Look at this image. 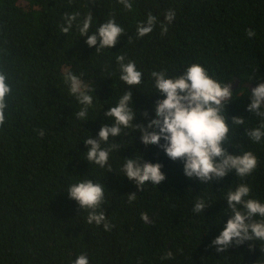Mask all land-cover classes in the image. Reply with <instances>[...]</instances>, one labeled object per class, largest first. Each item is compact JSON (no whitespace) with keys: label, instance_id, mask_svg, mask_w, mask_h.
<instances>
[{"label":"trees","instance_id":"trees-1","mask_svg":"<svg viewBox=\"0 0 264 264\" xmlns=\"http://www.w3.org/2000/svg\"><path fill=\"white\" fill-rule=\"evenodd\" d=\"M131 2L128 11L119 0H0V69L12 86L0 128V264H73L81 254L89 264H264V241H246L223 253L211 245L231 215L228 191L246 183L250 197L264 203V140L255 143L245 134L260 124L247 105L251 88L264 82V0ZM169 9L176 16L161 35ZM72 12L80 16L69 34L62 33L64 14ZM149 12L157 25L140 38L137 24ZM89 13V35L110 18L125 29L117 45L96 51L98 45L86 44L76 23ZM249 28L254 37L247 36ZM121 54L143 73L142 83L131 88L133 110H139L135 123H147L145 110L154 118L155 101L163 98L155 92L152 71L175 77L200 63L214 78L232 83L228 123L232 116H243L245 124L230 126L229 151L258 157L252 175L230 172L208 184L189 179L180 161L170 160L156 145L145 146L142 133L129 129L102 145H123L110 152L111 172L85 159V140L112 123L104 113L129 88L120 80L116 57ZM67 71L83 74L81 79L96 88L87 121L75 115L81 106L69 95ZM136 155L161 162L166 180L159 186L146 183L140 191L120 172L125 158ZM84 179L104 186L100 211L113 225L110 231L88 224L87 211L69 198V186ZM131 192L137 194L129 204ZM199 199L209 207L196 213ZM169 251L172 257L162 259Z\"/></svg>","mask_w":264,"mask_h":264},{"label":"clouds","instance_id":"clouds-1","mask_svg":"<svg viewBox=\"0 0 264 264\" xmlns=\"http://www.w3.org/2000/svg\"><path fill=\"white\" fill-rule=\"evenodd\" d=\"M124 9L131 11V0H119ZM80 16L78 12L65 13L64 24L60 25L62 33L69 34L74 22ZM176 16V12L169 9L165 13L166 23L161 24V35L168 32V25ZM93 15L89 13L82 22L76 23L80 36H86L89 47L97 46L96 51L113 48L124 35L125 29L114 18L101 23L98 29L89 35ZM158 18L151 12L146 21L137 24L136 34L142 38L150 34L156 27ZM256 33L247 29V36L254 37ZM120 70V80L129 86L128 90L119 98L117 104L104 114L111 118L112 123L101 125L96 137L85 140L88 151L85 159L100 168L107 167L112 171L109 163L110 152L120 149L123 145L110 144V137L120 136L125 129L140 132L141 142L145 146L156 145L163 150L172 161L183 164L184 175L189 179L199 180L203 184L219 182L230 172L240 178L252 175L258 166V157L251 151L242 154H233L230 147V126L245 124L243 116H232L231 124L228 123L227 106L233 97L232 83H222L209 74L208 70L200 63H192L183 74L168 77L166 70L152 71L155 92L160 94L154 104L155 117L147 110L143 112L147 123H135L138 109L132 105L133 92L131 88L142 83L143 73L138 70L136 63L126 60L125 55L116 57ZM72 71L64 74V82L68 85L69 95L74 97L81 106L75 112L77 119L88 120V113L93 104L92 92L96 88L90 87ZM6 71L0 69V128L6 122V109L8 97L12 95V86L7 82ZM251 102L247 111L260 119V124L255 128H246L245 134L255 143L264 140V82H258L250 91ZM38 135L43 137L45 130H38ZM161 162L144 160L143 156L126 157L120 169L121 174L133 181L142 191L146 183L161 185L166 180L167 174L162 170ZM69 198L75 200L80 209L87 211L88 224L103 225L105 230H111L113 225L107 222L106 213L100 211L105 199L104 186L95 183L92 179H84L73 183L67 190ZM251 188L246 183L239 184L235 190L226 193L227 209L230 217L224 224L223 230L212 241L218 253H223L233 245H241L246 241H264V219L256 220L259 216L264 218V203L250 197ZM136 192L128 193V202L131 204L136 199ZM209 207L203 199L197 200L193 211L204 212ZM141 219L148 221L147 213H141ZM169 251L166 257L171 258ZM73 264H89L85 254L79 255Z\"/></svg>","mask_w":264,"mask_h":264}]
</instances>
